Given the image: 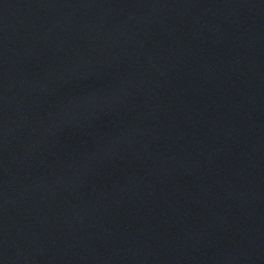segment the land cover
Returning a JSON list of instances; mask_svg holds the SVG:
<instances>
[{
  "label": "water",
  "instance_id": "95a60500",
  "mask_svg": "<svg viewBox=\"0 0 264 264\" xmlns=\"http://www.w3.org/2000/svg\"><path fill=\"white\" fill-rule=\"evenodd\" d=\"M0 264H264V0H0Z\"/></svg>",
  "mask_w": 264,
  "mask_h": 264
}]
</instances>
